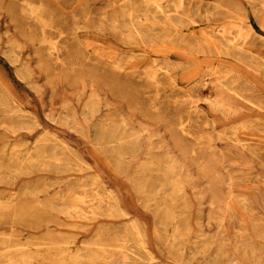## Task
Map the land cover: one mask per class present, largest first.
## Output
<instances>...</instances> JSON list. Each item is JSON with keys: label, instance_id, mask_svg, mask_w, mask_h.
I'll return each instance as SVG.
<instances>
[{"label": "rangeland", "instance_id": "obj_1", "mask_svg": "<svg viewBox=\"0 0 264 264\" xmlns=\"http://www.w3.org/2000/svg\"><path fill=\"white\" fill-rule=\"evenodd\" d=\"M0 264H264V0H0Z\"/></svg>", "mask_w": 264, "mask_h": 264}, {"label": "bare ground", "instance_id": "obj_2", "mask_svg": "<svg viewBox=\"0 0 264 264\" xmlns=\"http://www.w3.org/2000/svg\"><path fill=\"white\" fill-rule=\"evenodd\" d=\"M144 1V0H143ZM147 2H148V0H147ZM39 7H41V6H39ZM29 8V7H28ZM42 8V7H41ZM31 9V8H30ZM159 11V10H158ZM38 12V11H37ZM32 13L34 14V11L32 10ZM156 15V14H155ZM164 15V14H163ZM172 24V23H171ZM241 27H243V26H241ZM165 30V29H164ZM239 30V29H238ZM242 30V29H241ZM136 32V31H135ZM138 34V33H137ZM177 35V34H176ZM240 35V34H239ZM240 40V39H239ZM17 58V57H16ZM263 62V61H262ZM25 72V71H24ZM31 75V74H30ZM155 76V75H154ZM153 79H154V77H153ZM156 79V78H155ZM204 86V85H203ZM216 103V102H215ZM214 106V105H213ZM218 107V106H217ZM157 110V109H156ZM155 110V111H156ZM36 119V118H35ZM119 126V125H118ZM185 135V134H184ZM54 166V165H53ZM117 202V201H116ZM96 209V208H95ZM83 212H80V214H82ZM79 214V215H80ZM141 241V240H140ZM129 247V246H128ZM143 248L145 249V246L143 245ZM140 250V249H139ZM142 251V250H141ZM21 252V251H20ZM78 256V255H77ZM75 257V256H74ZM130 258H131V256H130ZM76 259V258H75ZM80 259V258H79ZM134 259V258H133ZM29 260V259H28ZM78 260V259H77ZM146 260V259H145ZM113 262V261H112ZM32 263V262H31Z\"/></svg>", "mask_w": 264, "mask_h": 264}]
</instances>
